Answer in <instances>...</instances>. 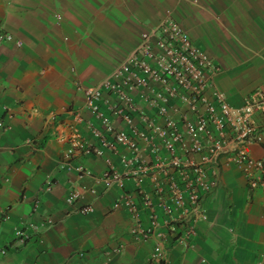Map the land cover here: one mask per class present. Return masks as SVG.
I'll return each instance as SVG.
<instances>
[{
  "label": "crops",
  "instance_id": "obj_1",
  "mask_svg": "<svg viewBox=\"0 0 264 264\" xmlns=\"http://www.w3.org/2000/svg\"><path fill=\"white\" fill-rule=\"evenodd\" d=\"M167 16L220 66L216 85L230 105H239L254 88L264 92V0H0V29L13 37L0 45V211L6 216L0 218V246L8 249L0 264H152L154 239H135L129 213L112 208L123 191L134 190L133 182L118 188L99 180L105 160L121 169L124 150L103 157L74 151L69 170L56 164L72 126L86 142L92 141L86 123L98 126L82 88L108 78L140 33ZM129 93L134 124L142 112L155 120L143 93ZM102 98L100 108L108 113L112 97ZM170 107L174 116L187 111L176 100ZM110 117L116 130L128 132ZM248 149L252 157L262 154V144ZM77 166L84 169L78 175ZM215 171L214 186L200 200L205 218L195 220L186 245L166 239L165 264H264V187H249L231 163ZM140 187L151 189L147 178ZM74 190L80 196L68 203ZM86 203L93 211L85 215L79 209ZM18 227L32 238L15 242Z\"/></svg>",
  "mask_w": 264,
  "mask_h": 264
},
{
  "label": "built area",
  "instance_id": "obj_2",
  "mask_svg": "<svg viewBox=\"0 0 264 264\" xmlns=\"http://www.w3.org/2000/svg\"><path fill=\"white\" fill-rule=\"evenodd\" d=\"M151 35L157 37V53L151 49ZM10 41H13L12 35L0 30V45ZM14 43L20 45L19 40ZM215 70L204 55L189 46L173 21L167 20L151 32L142 33L139 44L125 63L99 84L82 90L85 107L94 115L98 126L87 125L91 142L82 141L77 130L71 129L68 146L58 165L69 170L72 167L69 159L74 151L99 156L104 149L113 151L117 145L123 146L127 153L119 159L122 169L116 171L110 167L99 180L104 186L113 184L118 188H122L127 179L133 182L134 190L123 191L112 207L121 206L129 213L134 221L131 232L136 237H157L152 247V258L156 261L164 254L166 235H177V240L185 245L193 233L195 218L204 217L200 198L214 185L213 176L220 155L225 156L224 164L231 163L243 173L249 186L264 187V144L259 157L250 156L247 150L249 144L264 142V93L258 89L252 91L238 107L228 105L218 90H213L208 97L206 84ZM172 80L176 81L177 88ZM147 84L158 86L151 91L153 100L149 104L155 108V116L162 118L161 125L146 113L139 114V125H136L129 113L135 108L125 91ZM103 93L113 97L107 105L108 115L99 107ZM172 94L184 103L191 117L186 114L176 120L172 117ZM110 116L122 121L128 132L115 130ZM138 140L142 141L140 149ZM144 151L148 158L143 156ZM193 154L199 155L193 157ZM75 169L77 175L82 173L80 166ZM142 178L148 179L149 192L141 189ZM50 185V178H46L44 190ZM79 196L78 190H74L66 201L72 203ZM137 201L148 209L145 225L140 221ZM33 207L35 209L36 205ZM156 207L162 214L165 233L158 231ZM92 211L89 203L79 209L85 215ZM18 236L20 242L26 238L24 232H19Z\"/></svg>",
  "mask_w": 264,
  "mask_h": 264
},
{
  "label": "clouds",
  "instance_id": "obj_3",
  "mask_svg": "<svg viewBox=\"0 0 264 264\" xmlns=\"http://www.w3.org/2000/svg\"><path fill=\"white\" fill-rule=\"evenodd\" d=\"M167 20H171V21H173L175 24H176V22L171 18V17H169V16H167V17H165L164 19H161L157 24H155L154 26H152V27H150L149 29H147V30H145V31H143V32H141L140 33V36H139V39H138V44H139V42H140V39H141V34L142 33H144V32H146V33H148V32H151L153 29H155L157 26H159L160 24H162V23H165V22H167ZM176 26L179 28V30H180V26L178 25V24H176ZM0 30H2V29H0ZM2 31H4V30H2ZM181 31V30H180ZM6 32V31H5ZM182 33V32H181ZM183 35H184V33H183ZM185 36V35H184ZM186 37V36H185ZM157 39V37H156V35H151L150 36V40H149V43H150V46H151V49H152V51L154 52V53H157V51H158V49L156 48V46H155V40ZM186 39H187V41H188V44H189V46L190 47H192L196 52H198V53H201L202 55H204L205 56V58L213 65V66H215V68H216V70H218L219 69V67H218V65H216V63H214L208 56H207V54L204 52V51H202V50H199L196 46H194L191 42H190V40L188 39V37H186ZM137 47V46H136ZM135 47V48H136ZM134 48V49H135ZM133 49V50H134ZM132 50V51H133ZM132 51H131V53H132ZM118 68V67H117ZM215 72L213 73V75L211 76V81L210 80H208V82H207V84H206V89H205V94L206 95H208V97H211V92L213 91V90H215V89H213L212 88V86L209 84V82L211 83V82H213L214 81V77H215ZM104 80V79H103ZM102 80V81H103ZM99 84V83H98ZM207 85H209V89L207 88ZM92 86H95V85H92ZM85 87H88V86H85ZM85 87H83L82 88V90L85 88ZM158 88V86H154V89H157ZM254 90H256V88H254V89H252L245 97H247L252 91H254ZM258 90H260L261 92H263L261 89H258ZM222 94H223V97H224V99H225V101L227 102V104L228 105H230L229 103H228V101H227V99H226V96H225V94H224V92H221ZM264 93V92H263ZM106 94H108V93H106ZM102 96H103V94H102ZM112 97V96H111ZM244 97V98H245ZM244 98H243V100H244ZM212 99V98H211ZM102 100H104L103 98H102ZM101 100V101H102ZM112 100H113V97H112ZM111 100V101H112ZM243 100H242V102L239 104V105H241L242 103H243ZM110 101V102H111ZM132 101V100H131ZM170 101H172V100H170ZM212 101H213V99H212ZM171 103V102H170ZM239 105H237V106H234V107H238ZM84 106H85V104H84ZM134 106V105H133ZM230 106H233V105H230ZM99 107H100V103H99ZM86 108V107H85ZM134 108H135V106H134ZM87 109V108H86ZM101 109V108H100ZM88 110V109H87ZM102 110V109H101ZM108 110V109H107ZM89 111V110H88ZM103 111V110H102ZM90 112V111H89ZM132 112V111H131ZM131 112H130V114H131ZM138 112V111H137ZM103 113L104 114H106V115H108L109 114V111H108V113H106V112H104L103 111ZM142 113H144V112H142ZM90 114L94 117V115L90 112ZM171 114H172V111H171ZM184 114H186L187 116H188V110L186 111V113H184ZM132 115V114H131ZM74 116H77L78 118H79V120H80V115L78 114V113H76V114H74ZM95 118V117H94ZM96 119V118H95ZM153 120H154V118H152ZM155 120L158 122V119H157V116H155ZM154 120V121H155ZM261 120V119H260ZM98 122V121H97ZM91 125V124H90ZM113 125V124H112ZM92 126V125H91ZM94 126V125H93ZM263 128H264V125L262 126ZM73 128H75L76 130H77V132H78V134H79V131H78V129L75 127V126H73ZM86 128H87V123H86ZM127 128V127H126ZM88 129V128H87ZM114 129L116 130V128L114 127ZM118 130V129H117ZM88 131H89V129H88ZM119 131V130H118ZM121 131H125V130H121ZM214 138H216L213 134H211ZM80 136V135H79ZM91 136V135H90ZM91 139H92V137H91ZM93 141V140H92ZM252 144H262V148H263V144H264V142H262V143H252ZM249 145H251V144H249ZM249 145L247 146V150H248V153H249V149H248V147H249ZM119 148H122L123 150H124V152H122L121 154H120V156H122V155H124V154H126L127 153V150L123 147V146H119V145H117L116 146V149L115 150H107V149H104L103 150V152H102V154L101 155H99L98 157H103L104 155V153L106 152V151H109V152H116ZM160 151H163V147H160V149H159ZM164 152V151H163ZM92 154V153H91ZM94 155V154H93ZM198 155L199 154H193L192 156L193 157H198ZM250 155V154H249ZM96 156V155H95ZM120 156H119V159H120ZM251 156V155H250ZM224 155H220V157H219V162H218V165H217V167L218 166H220V165H225L224 164V160H222V158L224 159ZM61 158H62V156H61ZM106 161V165H107V168H106V170H108L110 167H112V165L109 163V161H107V160H105ZM119 165H120V161H119ZM58 168H59V166H57ZM120 167H121V165H120ZM217 167H215V170H217ZM59 169H63V170H66V169H64V168H59ZM112 169H113V167H112ZM121 169H122V167H121ZM120 169V170H121ZM113 170H115V169H113ZM119 170V171H120ZM105 171V170H104ZM103 171V172H104ZM117 171V170H116ZM102 172V173H103ZM211 176V175H210ZM213 178H214V181H215V176H213ZM145 179V178H144ZM50 181H51V179H50ZM247 183V182H246ZM214 184H215V182H214ZM248 185V184H247ZM214 186V185H213ZM212 186V187H213ZM249 186V185H248ZM212 187H210V189L212 188ZM249 187H251V186H249ZM256 187H259V186H256ZM256 187H251V188H256ZM263 188V187H262ZM209 189V190H210ZM209 190H207V191H209ZM206 191V192H207ZM130 192H132V191H130ZM149 192V191H148ZM204 194V193H203ZM200 200H201V198H200ZM74 202V201H73ZM138 206H142L141 205V203H138ZM199 206H200V204H199ZM34 207H32V210H35L36 209V207H35V209H33ZM113 208V207H112ZM143 212V216L145 217L144 219H140V221L142 222V224L143 225H145L146 223H147V219H146V215H147V212H148V209L147 208H145L144 206H142L141 207V209L139 210V213L140 212ZM200 211H201V206H200ZM2 212H4V211H0V218L3 220V219H5L6 218V216H4V217H2L1 216V213ZM154 212L156 213V215H157V219H158V221H159V223H160V225H159V227H158V231H160V232H166V226L165 225H162V220H163V218H162V214H161V212H160V210L159 209H157V207H156V209L154 210ZM201 214L204 216V214L202 213V211H201ZM141 216H142V213L140 214ZM197 218H201V219H204L205 217H196L195 218V220L197 219ZM133 220V219H132ZM195 220H194V222H195ZM46 222H49V220L47 219L46 220ZM194 222L192 223V226H193V233L191 234V235H193L194 234ZM133 224H134V221H133V223H132V225H131V229H132V227H133ZM28 226L29 227H31V228H33L34 227V224H32V223H28ZM19 232H24V234H26V238H25V240H23V241H19L18 239L20 238L19 236H18V233ZM132 234V233H131ZM13 235H14V239H15V242H17V243H19V244H23V243H25L26 241H28L30 238H32V235H33V233H29L27 230H25L23 227H18V228H16L15 229V231H14V233H13ZM179 235V234H178ZM190 235V236H191ZM133 236H134V238L135 239H137V240H148V239H150V238H153L154 239V242H153V245H152V247L155 245V243H156V241H157V237L155 236V235H152V236H149V237H146V238H140V237H136L134 234H133ZM176 236L177 235H174V236H171V235H166V238H165V240H164V242H166V239L167 238H171L173 241H175V242H177L178 244H180L181 242H179L178 240H177V238H176ZM189 236V237H190ZM179 239V238H178ZM188 239V238H187ZM14 242V243H15ZM163 245H164V243H163ZM185 245H186V243H185ZM6 247L7 246H0V258L1 257H3L4 256V254L7 252V250L8 249H6ZM152 247H151V254H150V262L152 263V264H165V263H167L168 261H167V258L165 257V250H164V254L162 255V257L159 259V261H156V260H153V258H152ZM164 249H165V246H164ZM80 254V253H79Z\"/></svg>",
  "mask_w": 264,
  "mask_h": 264
},
{
  "label": "rangeland",
  "instance_id": "obj_4",
  "mask_svg": "<svg viewBox=\"0 0 264 264\" xmlns=\"http://www.w3.org/2000/svg\"><path fill=\"white\" fill-rule=\"evenodd\" d=\"M138 45V41L135 43V45H134V47L127 53V55H126V57H125V59H124V61L123 62H120V64L118 65V67L121 65V64H123V63H125V61L128 59V57L131 55V51L136 47ZM150 64L152 65V62L150 61ZM216 65H218V64H216ZM159 67V66H158ZM218 67H219V69L218 70H215V77H214V81L213 82H209V84L212 86V88L213 89H215V90H218V91H220V92H223L217 85H216V81H215V79H216V77L218 76V74L221 72V69H220V66L218 65ZM209 77H207L206 79H208ZM210 81H211V79H209ZM172 82L175 84V87L177 88V83H176V81L175 80H172ZM151 85H149V84H147V85H144L143 87H145V88H143V87H131L130 89H128V90H126L125 92V94H126V96L129 98V99H131L132 100V98H131V94L129 93V91H137L139 94L140 93H143V98H144V100L147 102V103H149V102H152V100H153V98H151L152 96H153V92H151V91H155L154 90V86H157V84L156 85H152L151 87H150ZM143 88V89H142ZM207 88L209 89V85H207ZM256 89H260V88H256ZM159 90V89H158ZM262 90V89H261ZM176 91V90H175ZM174 94H176V92H174ZM174 94H172L173 96L170 98V100H176V101H178L179 103H182L180 100H179V98H178V96L177 95H175L174 96ZM141 96V95H140ZM151 100V101H150ZM182 104H184V103H182ZM183 106V105H182ZM49 113H52L53 115H55L53 112H49ZM130 113V112H129ZM52 114H50L51 115V117H53V115ZM188 116H192V114L190 113V112H188ZM172 117L176 120V119H180V117H181V115H176V116H174L173 114H172ZM157 119H158V125H161L162 124V121H160L162 118H160V117H157ZM50 123H52V121L50 122ZM125 125V124H124ZM126 126V125H125ZM50 128H51V133L53 134V136L55 137H57V133H56V131L54 130V128L53 127H51V125L49 126ZM5 128H9V126H5ZM72 129H74L73 128V126H72ZM71 135V132H70V134L68 135V136H70ZM69 139V138H68ZM25 141L27 142V143H30V139L29 138H27V139H25ZM60 161H61V158H60V160L58 161V163L56 164V166H58L59 165V163H60ZM84 169H82V171H83ZM139 201H137L136 203H138ZM141 207L142 206H138L137 207V209H138V211L141 209ZM142 213V216L140 215ZM140 214H139V217H140V219H144L145 217L143 216V212L141 211L140 212Z\"/></svg>",
  "mask_w": 264,
  "mask_h": 264
},
{
  "label": "trees",
  "instance_id": "obj_5",
  "mask_svg": "<svg viewBox=\"0 0 264 264\" xmlns=\"http://www.w3.org/2000/svg\"><path fill=\"white\" fill-rule=\"evenodd\" d=\"M192 217V215H189V218H191Z\"/></svg>",
  "mask_w": 264,
  "mask_h": 264
}]
</instances>
